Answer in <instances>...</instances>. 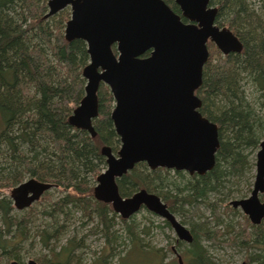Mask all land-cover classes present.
<instances>
[{"label":"trees","instance_id":"trees-1","mask_svg":"<svg viewBox=\"0 0 264 264\" xmlns=\"http://www.w3.org/2000/svg\"><path fill=\"white\" fill-rule=\"evenodd\" d=\"M47 1L0 0V190L33 178L64 191L63 197L42 213L53 224L50 232L39 233L41 244L47 247L56 237V216L66 215L71 206L97 219L108 250L96 263L107 264V253L114 254L120 239L114 230L116 219L123 223L133 248L139 246L136 226L127 222L130 217L122 218L110 204L93 196L95 179L105 169L100 148L108 146L116 153L120 145L110 119L113 99L107 86L101 84L98 116L92 122L95 137L68 124V117L84 96L81 72L88 54L83 41L64 39L67 10L45 18ZM250 1L210 0V5L217 7L215 23L229 29L242 43L240 53L223 56L208 42L210 53L196 91L201 101L199 112L218 128L214 167L205 175L194 174L177 182L169 177L171 170L151 171L138 163L117 180L122 198L143 189L158 196L170 213L185 216V207L196 209L206 203L209 194L222 199L239 197L241 193L230 188L244 182L245 177L250 184L246 176L254 166L250 156L264 138V0L258 8ZM172 7L178 13L177 7ZM260 199L264 201V193ZM208 206L219 224L215 207ZM12 210L10 199L1 198L0 255L16 262L27 229L26 223L10 215ZM163 223L171 228L167 221ZM206 224L205 219L190 226L192 241L183 249L186 264H213L201 241L210 240L214 245L219 241L211 237ZM232 238L246 249L258 250L250 255V264H264V219L258 226L245 225ZM175 242L182 245L177 239ZM74 246L69 240L57 252L51 248L50 258L37 263L69 264ZM125 258H121L122 264ZM131 261L126 264H147L145 260Z\"/></svg>","mask_w":264,"mask_h":264},{"label":"water","instance_id":"water-1","mask_svg":"<svg viewBox=\"0 0 264 264\" xmlns=\"http://www.w3.org/2000/svg\"><path fill=\"white\" fill-rule=\"evenodd\" d=\"M174 2L187 23L162 0H48L45 18L69 7L64 39L83 40L89 57L81 72L84 96L68 124L95 137L92 122L98 116L100 83L107 86L113 99L110 119L120 145L116 153L108 146L100 148L105 169L95 179V200L110 204L124 219L143 207L167 221L178 241L190 243L189 230L176 221L158 196L142 189L122 198L117 188V180L138 163L151 171L159 168L189 176L205 175L215 164L218 128L199 112L201 101L196 91L208 59L207 43L222 55L240 53L242 43L229 29L215 23L217 8L210 0ZM147 52L149 56L143 57ZM254 167L250 195L230 201L229 206L240 209L258 226L264 219L260 199L264 193V138ZM50 188L30 178L12 189L10 199L17 210H23ZM177 258L182 264L179 255ZM26 264L37 263L29 260Z\"/></svg>","mask_w":264,"mask_h":264},{"label":"rangeland","instance_id":"rangeland-1","mask_svg":"<svg viewBox=\"0 0 264 264\" xmlns=\"http://www.w3.org/2000/svg\"><path fill=\"white\" fill-rule=\"evenodd\" d=\"M251 1L255 3L256 8L262 4L259 2L260 0ZM208 51L210 53L209 49ZM256 152L250 156L254 166ZM254 166L251 175H246L247 183H250L249 190V185L246 184V177L244 178V182L238 183L232 189L230 188L235 194L240 192L241 195L239 197L233 196L229 199H222L218 195L209 194L205 200L206 203L198 205L196 209L185 207V212L183 213L185 216L181 215L182 212L173 214L176 221L188 230L192 224L202 223L205 219L207 220L205 229L212 232L213 235L211 237H214L219 242L216 241L218 245H214L210 240H202L201 245L207 250L213 264H250V255L258 253L256 249H246L238 245L236 241H231L233 239L232 235L235 236L236 231L247 224H251L247 216L240 209H233L229 206L230 201L244 199L250 195L255 175ZM169 177L172 180L180 182L189 177V175L182 172V175L178 176L171 170ZM14 187L2 188L0 190V199L6 197L10 199V194ZM64 194V191L54 187L27 209L16 210L13 207L10 215L14 219L22 220L23 223H26L27 229L26 238L21 243L18 252L19 261H16L18 264H26L28 260H34L37 263L39 260L48 259L50 258L49 249L53 248L57 252L69 240L73 241L75 245L70 254L69 264H97V259L102 254H106L105 250H108V248L106 247L104 237L99 233L101 227H98L97 219L94 217L88 218L84 216L82 211L74 209L71 206L65 211L66 215L60 214L56 216L58 227L56 229V237L49 241L47 247L41 244L39 233L41 231L50 232L53 224L52 219H49L42 213L48 211ZM208 204H212L215 207L217 218L219 217L220 219L219 224L218 219H212V210ZM227 206L230 210L226 209ZM127 222L133 223L136 226L139 246L136 247L137 250L133 248L129 240L131 237L126 235L123 223L119 219H116L114 230L117 231L120 239L116 242L117 248L114 254L110 256L107 253V264H122L121 258H125L129 253V256L123 262L124 264L131 260L139 261L140 263L147 261V264H152V262L153 264H177V255L180 256L182 264H186L183 258L185 245L183 243L180 246L176 245V235L173 229L167 228L161 218L141 209L136 214L130 216ZM230 226L233 231L230 230ZM140 231L143 232L141 233ZM12 261L15 260H8L4 254L0 255V264H10ZM135 261L131 262L135 263Z\"/></svg>","mask_w":264,"mask_h":264},{"label":"flooded vegetation","instance_id":"flooded-vegetation-1","mask_svg":"<svg viewBox=\"0 0 264 264\" xmlns=\"http://www.w3.org/2000/svg\"><path fill=\"white\" fill-rule=\"evenodd\" d=\"M175 14H177V15H179L180 17H181V12H180V10H179V7L175 4V2H174V0H162ZM48 2V1H47ZM170 2H171V4H170ZM172 4L173 5H175L176 7H177V9H178V13L175 11V10H173V7H172ZM211 6H214V5H211ZM216 7V6H215ZM46 8H47V3H46ZM217 8V7H216ZM64 10H67L68 12H69V18H70V8L69 7H66L65 9H63V10H61V11H64ZM60 11V12H61ZM47 12H48V9H47ZM46 12V13H47ZM60 12H58V13H60ZM57 13V14H58ZM57 14H55V15H57ZM46 15V14H45ZM44 15V16H45ZM54 15V16H55ZM53 17V16H52ZM49 18V17H48ZM69 18H68V20H69ZM67 20V21H68ZM181 20H182V22H184V23H187V21L185 20V19H183L182 17H181ZM66 21V22H67ZM66 24V23H65ZM219 27V26H218ZM221 28V27H220ZM226 28V27H225ZM64 29H65V26H64ZM76 40H80V39H76ZM81 41H83V40H81ZM84 42V41H83ZM84 44H85V42H84ZM85 46H86V44H85ZM207 50H208V43H207ZM86 51H87V48H86ZM112 51H113V53L114 54H116V50H115V45H113L112 46ZM147 54V55H146ZM145 55H143V57H147V56H149V52H147ZM221 54V53H220ZM222 55V54H221ZM208 56H209V51H208ZM224 56V55H223ZM88 60H89V57H88ZM88 63V62H87ZM86 66V65H85ZM202 79V78H201ZM102 83H100V85H101ZM100 85H99V87H100ZM99 89V88H98ZM109 90V89H108ZM98 92V91H97ZM97 100H98V97H97ZM112 109H113V107H112ZM112 111V110H111ZM111 114V113H110ZM113 126V125H112ZM114 130V129H113ZM143 208V207H142ZM147 211V210H146ZM178 241V240H177ZM178 242H180V243H183V244H186V245H188L189 243H185V242H182V241H178ZM176 243V242H175ZM176 245H177V243H176ZM177 257V256H176ZM178 264V263H177Z\"/></svg>","mask_w":264,"mask_h":264},{"label":"bare ground","instance_id":"bare-ground-1","mask_svg":"<svg viewBox=\"0 0 264 264\" xmlns=\"http://www.w3.org/2000/svg\"><path fill=\"white\" fill-rule=\"evenodd\" d=\"M124 176H125V175H124ZM27 180H28V179H27ZM25 181H26V180H25ZM23 182H24V181H23ZM21 183H22V182H21ZM47 184H48V183H47ZM49 185H51V184H49ZM51 188H52V185H51ZM51 188H50V189H51ZM48 191H49V190H48ZM43 195H44V194H43ZM43 195H42V196H43ZM42 196H41V197H42ZM41 197H40V198H41ZM10 201H11V203H12V206L14 207L13 202H12L11 199H10ZM104 204H106V203H104ZM14 208H15V207H14ZM15 209H16V208H15ZM26 209H27V208H26ZM16 210H17V209H16ZM23 210H24V209H23ZM249 223H250V222H249ZM250 224H251V223H250ZM251 225H252V224H251ZM170 227H171V225H170ZM28 261H29V260H28ZM33 261H34V260H33ZM12 262H13V261H12ZM177 262H178V258H177ZM240 264H241V263H240Z\"/></svg>","mask_w":264,"mask_h":264}]
</instances>
